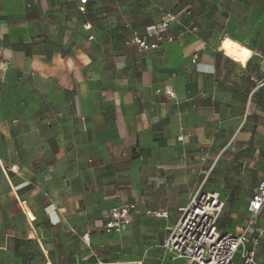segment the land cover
<instances>
[{"label": "crops", "instance_id": "crops-1", "mask_svg": "<svg viewBox=\"0 0 264 264\" xmlns=\"http://www.w3.org/2000/svg\"><path fill=\"white\" fill-rule=\"evenodd\" d=\"M78 8L0 0V264H86L87 231L106 261L128 241L156 264L164 227L208 173L205 191L246 208L264 179V0ZM180 12L196 32L152 51L132 43ZM125 203L136 209L108 237L103 215Z\"/></svg>", "mask_w": 264, "mask_h": 264}, {"label": "built area", "instance_id": "built-area-1", "mask_svg": "<svg viewBox=\"0 0 264 264\" xmlns=\"http://www.w3.org/2000/svg\"><path fill=\"white\" fill-rule=\"evenodd\" d=\"M76 2L78 10L85 11L89 0H67ZM182 13H167L159 21L144 27L141 31L132 30V43L142 51L158 49L164 43L178 40L183 34L194 33L197 26L193 22L183 24ZM179 26L177 35L171 34V28ZM89 30L90 26L85 25ZM93 37L89 36L88 40ZM196 61L194 57L193 62ZM7 63L0 61V88ZM263 80L257 83L264 86V62L261 66ZM166 95L172 93L166 90ZM209 173L194 189L188 202L177 209V216L171 225L164 227V238L158 247L161 257H157L156 264H163L165 257L171 261L184 260L185 264H259L257 252L264 229L259 227L258 221L264 213V179L257 185L247 204V217L236 231H222L219 220L224 210L225 202L217 191H205L204 185ZM136 209L135 203H125L107 211L104 215V234L113 235L124 231L129 223L130 215ZM145 216L156 219L169 220L167 210L147 211ZM83 243L88 249L91 260L86 264H125L120 260L106 261L99 251L90 244L89 231L82 236ZM120 256V252L117 253ZM136 264H142L137 261Z\"/></svg>", "mask_w": 264, "mask_h": 264}, {"label": "rangeland", "instance_id": "rangeland-1", "mask_svg": "<svg viewBox=\"0 0 264 264\" xmlns=\"http://www.w3.org/2000/svg\"><path fill=\"white\" fill-rule=\"evenodd\" d=\"M246 205L239 201H226L223 213L221 215L219 225L222 230H229L233 231L236 228H239L245 220L246 217V211H245ZM174 222V221H173ZM173 224L172 222L169 223V225ZM110 237V235H107ZM112 236V235H111ZM145 248L144 245L139 244H133L130 245L127 241V243L124 245V250L118 251L120 252L119 259L124 262L125 264H136L137 261H142V264H154L153 262V255L151 252L144 251ZM158 252V251H157ZM100 253V252H99ZM158 257H161L162 254H159ZM257 257L264 263V243L262 244V249L258 250ZM163 264H185L184 260H176L171 261L169 256L165 257V260Z\"/></svg>", "mask_w": 264, "mask_h": 264}, {"label": "trees", "instance_id": "trees-1", "mask_svg": "<svg viewBox=\"0 0 264 264\" xmlns=\"http://www.w3.org/2000/svg\"><path fill=\"white\" fill-rule=\"evenodd\" d=\"M220 221V220H219ZM219 228H220V225H219ZM220 230H222L221 228H220ZM222 231H227V230H222Z\"/></svg>", "mask_w": 264, "mask_h": 264}, {"label": "snow or ice", "instance_id": "snow-or-ice-1", "mask_svg": "<svg viewBox=\"0 0 264 264\" xmlns=\"http://www.w3.org/2000/svg\"><path fill=\"white\" fill-rule=\"evenodd\" d=\"M246 55H247V53H246Z\"/></svg>", "mask_w": 264, "mask_h": 264}]
</instances>
